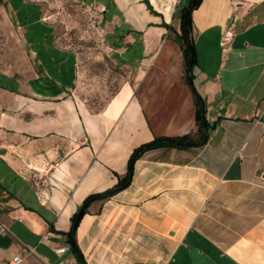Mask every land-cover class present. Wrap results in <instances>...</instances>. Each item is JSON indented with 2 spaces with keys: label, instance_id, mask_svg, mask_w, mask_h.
I'll use <instances>...</instances> for the list:
<instances>
[{
  "label": "crops",
  "instance_id": "obj_1",
  "mask_svg": "<svg viewBox=\"0 0 264 264\" xmlns=\"http://www.w3.org/2000/svg\"><path fill=\"white\" fill-rule=\"evenodd\" d=\"M146 1L152 11L144 0L101 3L113 20L103 81L54 47L75 75L58 87L34 76L28 95L0 103V149L15 171L0 182V264H78L53 250L69 246L86 197L116 185L139 146L196 133L180 0ZM191 43L209 138L145 153L124 191L89 206L75 235L86 264H264V0H202Z\"/></svg>",
  "mask_w": 264,
  "mask_h": 264
},
{
  "label": "rangeland",
  "instance_id": "obj_2",
  "mask_svg": "<svg viewBox=\"0 0 264 264\" xmlns=\"http://www.w3.org/2000/svg\"><path fill=\"white\" fill-rule=\"evenodd\" d=\"M101 3L109 0H0V103L28 95L34 76L58 87L61 78L75 75L73 57L54 47L78 53L85 78L93 74L103 81L112 72L105 47L113 20ZM4 149L2 184L15 172L6 168L13 157Z\"/></svg>",
  "mask_w": 264,
  "mask_h": 264
},
{
  "label": "trees",
  "instance_id": "obj_3",
  "mask_svg": "<svg viewBox=\"0 0 264 264\" xmlns=\"http://www.w3.org/2000/svg\"><path fill=\"white\" fill-rule=\"evenodd\" d=\"M193 8L189 11V7L192 3V0H180L177 10V17L179 19V34L176 35V41L182 50V58L184 61V76L185 81L188 84L189 89L192 91L194 96V104L196 105L195 120L197 130L194 135L186 134L182 137H156L152 142L143 144L137 149L133 150L127 161V171L123 177L117 178V184L108 190L95 193L86 197L82 202L78 210L71 218L70 230L63 234L66 239V242L69 244L70 251L76 257L78 264H86L84 257H82L78 245L75 240L76 230L81 218L87 214V210L92 203L95 201H107L110 200L114 195L124 191L130 184L133 176L134 164L140 157L145 153L151 152L156 149H174L182 151L189 148H197L206 144L209 134V126L206 122L205 110L202 99L193 89L192 81V69L195 66V50L194 46L191 43V14L201 3L202 0H193ZM144 3L147 5L150 11H152L149 3L144 0ZM169 28V26H166Z\"/></svg>",
  "mask_w": 264,
  "mask_h": 264
},
{
  "label": "built area",
  "instance_id": "obj_4",
  "mask_svg": "<svg viewBox=\"0 0 264 264\" xmlns=\"http://www.w3.org/2000/svg\"><path fill=\"white\" fill-rule=\"evenodd\" d=\"M232 38H233V35L230 30H227L224 32L223 37L219 44L223 51L226 50V48L229 46L230 42L232 41ZM1 229L3 230V228ZM53 252L57 256H62V255H66L67 253L71 251H70V247L67 246L66 248H56L53 250ZM10 260L11 261L9 262V264H21L22 263V259H20L17 256L12 257Z\"/></svg>",
  "mask_w": 264,
  "mask_h": 264
},
{
  "label": "water",
  "instance_id": "obj_5",
  "mask_svg": "<svg viewBox=\"0 0 264 264\" xmlns=\"http://www.w3.org/2000/svg\"><path fill=\"white\" fill-rule=\"evenodd\" d=\"M193 5H194V1L192 0V3L190 5V7H189V11L193 8Z\"/></svg>",
  "mask_w": 264,
  "mask_h": 264
}]
</instances>
